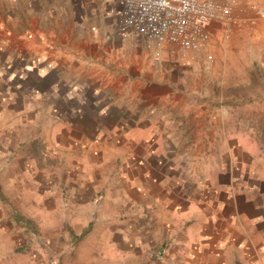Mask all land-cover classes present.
Wrapping results in <instances>:
<instances>
[{"label": "crops", "instance_id": "0c3cea01", "mask_svg": "<svg viewBox=\"0 0 264 264\" xmlns=\"http://www.w3.org/2000/svg\"><path fill=\"white\" fill-rule=\"evenodd\" d=\"M218 1L224 56L190 59L114 0H0V264H264L260 141L241 99L211 104L264 76L223 51L264 66V0Z\"/></svg>", "mask_w": 264, "mask_h": 264}, {"label": "built area", "instance_id": "2783aa9c", "mask_svg": "<svg viewBox=\"0 0 264 264\" xmlns=\"http://www.w3.org/2000/svg\"><path fill=\"white\" fill-rule=\"evenodd\" d=\"M120 27L130 28L145 48L159 56L162 48L180 58L195 59L205 51L215 22L223 21L224 34L231 31L235 13L230 2L218 0H114ZM264 14V9L262 10Z\"/></svg>", "mask_w": 264, "mask_h": 264}, {"label": "rangeland", "instance_id": "374dc122", "mask_svg": "<svg viewBox=\"0 0 264 264\" xmlns=\"http://www.w3.org/2000/svg\"><path fill=\"white\" fill-rule=\"evenodd\" d=\"M135 36L137 35L135 34ZM229 36H226V38H228ZM223 51L226 52V54L229 56L227 58V60L229 61L227 65L228 70L230 69L233 71H238L244 76L247 73H254V71L261 73L264 72V66L260 65L259 67H256L252 64L250 65L249 63H247L248 59L244 57L243 54L245 52L243 53V50L241 54L238 53V51H233L230 45H228L226 50L223 49ZM213 56L215 58H223L224 54L223 52L222 54H219V51H214ZM229 84L231 86L227 87V97H223V100H221L220 102L217 94L218 91L214 90L215 98H211V104L217 106L219 103H222L223 105L233 106L236 104V99H241L237 105L242 108V112L239 113L242 117V121L244 119V131L250 137H254L256 140L260 141V143H258L254 147L257 148V151L259 153L264 154V76H262L259 81H257L256 79L253 80L251 79V77L244 80L241 83V86L239 85L237 87L236 91L234 87V79L232 77L231 81L228 82V85ZM211 87H213V84H211ZM215 91L217 93H215ZM229 93L236 94L238 95V97H231L229 96ZM239 113H237V116H239Z\"/></svg>", "mask_w": 264, "mask_h": 264}]
</instances>
